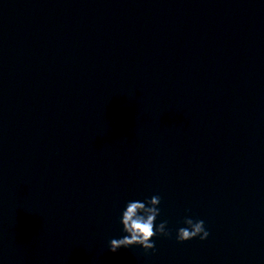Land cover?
<instances>
[{
  "label": "clouds",
  "instance_id": "clouds-1",
  "mask_svg": "<svg viewBox=\"0 0 264 264\" xmlns=\"http://www.w3.org/2000/svg\"><path fill=\"white\" fill-rule=\"evenodd\" d=\"M160 202L159 195H154L144 201H129L122 211L120 219L122 231L126 235L110 239L108 250L115 253L121 248L139 245L145 253H148L155 250L154 237L158 235L170 237L171 231L167 229V220L161 221L158 226L155 223L160 215V208L158 207ZM183 224L185 227L178 228L176 232L178 243L197 237L203 241L210 235L206 230L204 220H194L190 216H185Z\"/></svg>",
  "mask_w": 264,
  "mask_h": 264
}]
</instances>
